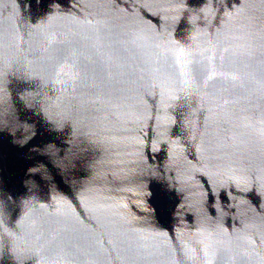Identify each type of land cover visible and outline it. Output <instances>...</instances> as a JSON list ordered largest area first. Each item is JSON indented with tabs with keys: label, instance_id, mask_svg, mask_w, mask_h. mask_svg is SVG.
<instances>
[{
	"label": "water",
	"instance_id": "95a60500",
	"mask_svg": "<svg viewBox=\"0 0 264 264\" xmlns=\"http://www.w3.org/2000/svg\"><path fill=\"white\" fill-rule=\"evenodd\" d=\"M0 218V264H264V66L196 0H0Z\"/></svg>",
	"mask_w": 264,
	"mask_h": 264
},
{
	"label": "clouds",
	"instance_id": "9594fccd",
	"mask_svg": "<svg viewBox=\"0 0 264 264\" xmlns=\"http://www.w3.org/2000/svg\"><path fill=\"white\" fill-rule=\"evenodd\" d=\"M16 131H22L23 133H25L23 140L20 141L21 144L26 143L27 140L31 139L32 136L35 135V131H34V126L25 123H22L18 126L17 129L13 130L12 134L15 135ZM17 228L20 229V219L17 222ZM0 233L10 237L11 239H16L19 236V233L17 234V232L11 231L4 223L3 219L0 218ZM0 257H2V253H0ZM39 264V262H38Z\"/></svg>",
	"mask_w": 264,
	"mask_h": 264
}]
</instances>
